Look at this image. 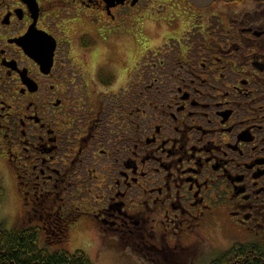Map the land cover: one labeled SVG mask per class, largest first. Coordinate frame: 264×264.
<instances>
[{
	"label": "flooded vegetation",
	"instance_id": "1",
	"mask_svg": "<svg viewBox=\"0 0 264 264\" xmlns=\"http://www.w3.org/2000/svg\"><path fill=\"white\" fill-rule=\"evenodd\" d=\"M0 162L53 248L264 250V0H0Z\"/></svg>",
	"mask_w": 264,
	"mask_h": 264
},
{
	"label": "trees",
	"instance_id": "2",
	"mask_svg": "<svg viewBox=\"0 0 264 264\" xmlns=\"http://www.w3.org/2000/svg\"><path fill=\"white\" fill-rule=\"evenodd\" d=\"M39 233L31 229L8 230L0 226V264H94L82 251L55 253L39 245ZM210 264H264V250L236 245L211 259Z\"/></svg>",
	"mask_w": 264,
	"mask_h": 264
},
{
	"label": "rangeland",
	"instance_id": "3",
	"mask_svg": "<svg viewBox=\"0 0 264 264\" xmlns=\"http://www.w3.org/2000/svg\"><path fill=\"white\" fill-rule=\"evenodd\" d=\"M116 57V55L110 56ZM23 195L18 190L15 177L8 166L4 165V162H0V226H5L8 230L13 229H29V227L35 226L29 219H32V215L26 217L25 211L28 210V206L23 201ZM77 231L73 232L72 236L68 238L63 246L53 248L46 240L45 236H39V245L49 250L51 253L57 251H64L74 254L77 251L84 252L94 264H126V259L113 260L112 253H104L101 262H98L96 257V250L91 248H84V244L87 243L92 246L94 237L90 232ZM43 237V238H42ZM211 249L210 259H213L222 253L227 247H231V243L228 238L221 236V241H213L208 243ZM49 245V246H48ZM86 249V250H84ZM111 259V260H110ZM116 259V258H115ZM131 264V263H129ZM132 264H139L134 262Z\"/></svg>",
	"mask_w": 264,
	"mask_h": 264
},
{
	"label": "water",
	"instance_id": "4",
	"mask_svg": "<svg viewBox=\"0 0 264 264\" xmlns=\"http://www.w3.org/2000/svg\"><path fill=\"white\" fill-rule=\"evenodd\" d=\"M193 3H195L198 7H208L210 5H212L215 1L217 0H190ZM226 2H232L235 0H225Z\"/></svg>",
	"mask_w": 264,
	"mask_h": 264
},
{
	"label": "snow or ice",
	"instance_id": "5",
	"mask_svg": "<svg viewBox=\"0 0 264 264\" xmlns=\"http://www.w3.org/2000/svg\"><path fill=\"white\" fill-rule=\"evenodd\" d=\"M170 264H174V262H170Z\"/></svg>",
	"mask_w": 264,
	"mask_h": 264
}]
</instances>
